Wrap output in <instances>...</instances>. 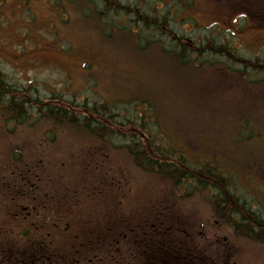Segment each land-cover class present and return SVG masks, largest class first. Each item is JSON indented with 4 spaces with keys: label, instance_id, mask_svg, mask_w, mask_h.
<instances>
[{
    "label": "rangeland",
    "instance_id": "374dc122",
    "mask_svg": "<svg viewBox=\"0 0 264 264\" xmlns=\"http://www.w3.org/2000/svg\"><path fill=\"white\" fill-rule=\"evenodd\" d=\"M116 1L139 8L144 20L154 9L166 16L170 8L168 27L191 46L190 38H213L216 21L236 22L247 11L253 30L243 20L238 28L225 25L235 38L215 36L216 44L240 48L236 57H228L234 62L254 50L264 29V1L257 8L231 7L233 0H195L192 6L186 0L178 7L170 0ZM106 5L104 0H0V76L19 89L30 87L34 97H63L66 101H56L62 108L76 117L97 118L103 128L98 137L81 123L59 122L41 112L15 126L25 131L5 136L2 129L14 126L0 108V160L11 161V153L19 150L25 161L32 156L38 163L41 176L66 171L76 213L86 210L92 217L97 210L115 221L130 214L141 225L171 213L174 223L188 230L182 246L195 253L193 264H264V244L238 237L232 226L220 222L207 192L176 187L167 173L143 169L133 154L137 148L157 152L160 144L181 149L177 157L168 156L176 166L185 157L220 168L240 194L264 207V74H246L243 65L228 69L226 56L213 57L205 48L195 55L199 61L187 63L182 55L167 52L175 45L172 34L145 28L141 21L133 25L134 16ZM208 44L206 49L212 47ZM95 103L112 110L96 115L90 108ZM135 109L155 115L156 132L164 141L151 144L135 123L122 121ZM131 136L139 144H130ZM151 154L164 161L163 155ZM196 169L186 170L196 174ZM169 236L176 237L175 232Z\"/></svg>",
    "mask_w": 264,
    "mask_h": 264
},
{
    "label": "flooded vegetation",
    "instance_id": "af4514ba",
    "mask_svg": "<svg viewBox=\"0 0 264 264\" xmlns=\"http://www.w3.org/2000/svg\"><path fill=\"white\" fill-rule=\"evenodd\" d=\"M187 1L191 2V6L195 4V0ZM187 1L179 0V3ZM262 1L233 0L229 6L257 8ZM235 19L236 22H232V18L216 21L219 31L214 35H220L223 40H227V36L233 37V33L230 35L225 31V25L238 28L243 20L248 30L255 28L249 24L250 14L247 11L243 10ZM262 25L264 28V17ZM260 35L255 43V52L253 50L248 54L254 58L240 56L237 62L230 59L231 63L242 65L252 61L256 63V69L263 73L264 29ZM215 36L208 39L215 40ZM236 37L239 38V35ZM209 46L217 55V45L212 43ZM222 48V51L230 48L240 50L228 44H223ZM231 63L226 62L224 66L229 69ZM7 122L12 123L14 128L2 129L3 135L12 136L22 130L15 127L21 122ZM24 158L28 157L14 150L10 155L11 161L0 160V264H193V260H185L181 243L170 240L168 245L165 232L162 233L167 225H158V218L152 224L143 221L145 224L141 225L136 224V219L130 214L115 221L113 215L99 214L97 210H92L95 212L92 217L85 213L86 210L76 213L77 210L72 208L71 182L66 171L60 176H41L39 165L32 156L28 161ZM156 227L159 233H156ZM176 231V237H179L182 228L177 226Z\"/></svg>",
    "mask_w": 264,
    "mask_h": 264
},
{
    "label": "trees",
    "instance_id": "16d2710c",
    "mask_svg": "<svg viewBox=\"0 0 264 264\" xmlns=\"http://www.w3.org/2000/svg\"><path fill=\"white\" fill-rule=\"evenodd\" d=\"M104 2L107 3L106 6L108 8L112 10L117 9L119 10V12L122 11L121 13H123V16L124 15L134 16V19L132 20L133 25L141 21L144 23L145 28H148L150 30L156 29L158 32H162L168 36L172 34L171 36L174 37L175 45L173 44L172 46H170V49L167 50V52L170 54L177 53L179 55H182V57H185V61L187 63L199 61V58H197L196 56L199 55V53L202 51L203 48H205L206 54H210L213 57H216L217 55L225 57L226 54L227 60H225L224 63L226 62L231 63V60L228 57L229 56L236 57V55L239 54L238 51L232 50L231 48L230 49L228 48L229 49L228 51L226 50L222 51L223 50L222 44L221 43L216 44L214 42L217 40L216 38L215 40L202 39L200 41L198 39L196 40L190 38L188 41L193 46L185 43V41H183L185 39L181 35L175 33L174 31H172L170 27H168L170 8H168L167 6L165 7L168 8L169 10L166 16L165 13L163 12L161 13L162 17L158 15V12L156 15L157 10L154 9L152 13L147 14L144 20L143 19L144 15L140 14L141 11L139 8H132L130 6H126L120 3L119 1L115 2V0H104ZM151 2H155V0H151V1L147 0L146 2L145 1L143 2L142 0L141 4L143 3L144 5L146 3H151ZM168 2L173 3L176 7H178L180 4L179 0H170ZM156 8H160V7H156ZM213 25H215L216 28L218 27V24L216 22ZM216 31H219V27ZM215 32H213V35L215 34ZM173 34L177 35L178 38L175 37ZM140 35L141 34H139V37ZM209 41L215 43L217 45V48H219L218 50H216L217 52H215L218 53L217 55H214L213 51H211L209 48L206 49V44L209 43ZM193 48H197V50L195 51ZM216 60L217 59H215L214 62ZM201 63L203 64L202 61ZM231 64H232L231 66L232 70L234 71L238 70L237 66H239V64L236 65L234 62H232ZM242 65L245 68L243 69V71L246 74H250L251 70L255 71V73H257L258 75L264 74V72L260 73L256 69L257 65L255 62L252 61H248L247 63L243 62ZM262 79H264V75ZM29 88L30 87L19 89L15 86L10 85L2 76H0V106H1L0 108L6 111V115H8L7 121L14 120L16 122L22 123L33 114L36 113L39 114L41 112H45L46 115L44 116L48 118L55 119L56 121L59 122L61 119H67L69 122L73 123L74 126L81 123L80 124L81 126L91 129L92 133L98 135V137L102 136L103 134L102 133L103 128L101 129L102 123L98 122L97 118L93 119L89 115L76 117L75 114H73V112L70 109H64L60 106L58 102H56V101H62V102L66 101L65 99L63 101V97L59 95H50L45 99L34 97L31 93H28ZM52 102L58 103V105L57 104L52 105ZM106 104L99 106L98 103H95V105H91L90 108L92 110V113H95L96 115H107V113L109 114L112 110L111 109L112 106ZM57 115H61V118L59 120H58L59 117ZM124 117L125 118L121 120L135 123L136 126L140 127L141 129L140 132L145 135L144 137V135L142 134L144 138L148 136L150 137L149 142L151 144H153L155 140L162 139L161 136L156 132V130L158 129V122L156 120H153V118H155V115H145L144 113L142 112L140 113V111L136 110L134 114L124 115ZM111 118L112 120L114 119L113 116H111ZM121 120L119 123H123L121 122ZM131 139L132 142H129L130 144L133 143L139 144L137 140L135 141L132 138V136ZM162 141L164 140L162 139ZM155 149L157 152H154L153 150L149 151V149H145V150L141 149L142 150L141 151L139 148H137V151L133 153L135 156H137L135 157L136 162H138V164L145 170L146 168L147 169L152 168V169H158L159 173H167L170 177L175 179L176 187L181 188V185L184 184V188H187V186L190 185L192 186V188L200 189L202 191L207 192L206 194L209 195L210 200L214 198L213 206L215 208V216L216 218H218L220 222L232 226L233 232L238 237L248 238L253 241H257L264 244V207H261L260 204L255 199H248L246 196L240 194L236 182L233 180V178L230 175L226 174L223 170H220V168L214 167L209 164H205L202 161H194L195 162L194 163L190 160L188 161L185 157H179L182 166L178 167L174 163H172L171 159L169 158L171 156L177 157L181 149L175 148L174 151L173 149L168 150L164 144L158 145L157 148ZM151 153H155L160 157L163 155L164 161L154 158ZM197 164L199 165V169H196L195 167ZM186 169H196L195 170L196 174L190 171L188 172ZM170 214L171 213H168L163 217L162 213H160L158 215L160 219L157 224L160 225L162 223L164 226L167 225L166 231H162V233L165 232L164 238L168 240L167 241L168 245L170 243V240H172L175 243L176 242L181 243L182 245L183 242H185L184 237H189L187 235L184 236V234H186L188 230L182 229V231H179L180 237L171 238L169 236V233L175 232V236H176V232H177L176 227L178 225L174 223L177 222L175 216ZM156 233H159L158 227H156ZM184 249L186 250V247H184ZM183 256L185 260L189 261L190 258L191 260L194 261L192 257L195 256V253L193 251L192 252L183 251ZM197 262L199 263L198 260ZM203 262L204 260H202V264Z\"/></svg>",
    "mask_w": 264,
    "mask_h": 264
}]
</instances>
